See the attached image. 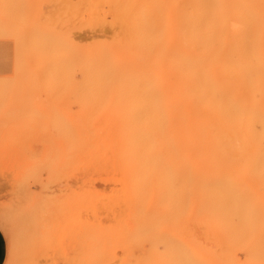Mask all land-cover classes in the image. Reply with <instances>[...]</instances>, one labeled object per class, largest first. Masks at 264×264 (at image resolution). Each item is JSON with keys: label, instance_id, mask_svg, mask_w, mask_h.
Listing matches in <instances>:
<instances>
[{"label": "rangeland", "instance_id": "obj_1", "mask_svg": "<svg viewBox=\"0 0 264 264\" xmlns=\"http://www.w3.org/2000/svg\"><path fill=\"white\" fill-rule=\"evenodd\" d=\"M175 51L176 0H0V264L264 262V193H121Z\"/></svg>", "mask_w": 264, "mask_h": 264}, {"label": "bare ground", "instance_id": "obj_2", "mask_svg": "<svg viewBox=\"0 0 264 264\" xmlns=\"http://www.w3.org/2000/svg\"><path fill=\"white\" fill-rule=\"evenodd\" d=\"M174 63L175 99L126 116L121 193H264V0H176Z\"/></svg>", "mask_w": 264, "mask_h": 264}, {"label": "crops", "instance_id": "obj_3", "mask_svg": "<svg viewBox=\"0 0 264 264\" xmlns=\"http://www.w3.org/2000/svg\"><path fill=\"white\" fill-rule=\"evenodd\" d=\"M1 255H2V243H1V239H0V261H1Z\"/></svg>", "mask_w": 264, "mask_h": 264}]
</instances>
